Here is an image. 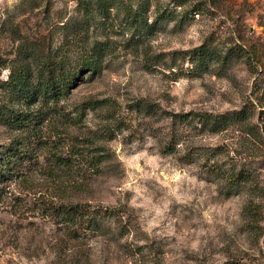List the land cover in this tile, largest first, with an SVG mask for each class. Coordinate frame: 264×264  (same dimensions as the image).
Here are the masks:
<instances>
[{
    "label": "rangeland",
    "instance_id": "obj_1",
    "mask_svg": "<svg viewBox=\"0 0 264 264\" xmlns=\"http://www.w3.org/2000/svg\"><path fill=\"white\" fill-rule=\"evenodd\" d=\"M0 173V264H264V0H0Z\"/></svg>",
    "mask_w": 264,
    "mask_h": 264
},
{
    "label": "trees",
    "instance_id": "obj_2",
    "mask_svg": "<svg viewBox=\"0 0 264 264\" xmlns=\"http://www.w3.org/2000/svg\"><path fill=\"white\" fill-rule=\"evenodd\" d=\"M88 66H92L89 64ZM78 69H75V71L70 75L69 79L76 78L79 75ZM1 176V173H0ZM88 206L86 205H81V204H76V205H64L60 206L54 209V214L57 218H62L63 221L67 222V217L69 216H83L86 213ZM63 216V217H62Z\"/></svg>",
    "mask_w": 264,
    "mask_h": 264
}]
</instances>
